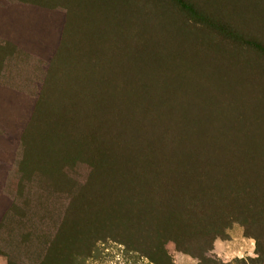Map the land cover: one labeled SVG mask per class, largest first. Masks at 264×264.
<instances>
[{
	"label": "rangeland",
	"instance_id": "1",
	"mask_svg": "<svg viewBox=\"0 0 264 264\" xmlns=\"http://www.w3.org/2000/svg\"><path fill=\"white\" fill-rule=\"evenodd\" d=\"M76 1L47 11V28L64 25L66 7L90 11L94 19L78 17L75 25L88 23L95 35L87 39L86 30L78 31L75 53L80 58L93 49L102 53L131 101L153 106L159 118L181 128L169 137L111 139L100 148L62 150L55 154V167L42 164L43 169L29 171L18 172L9 164L18 151L7 155L0 150V256L7 257V264H152L116 241L122 240L162 263L197 264L195 255L203 253L225 264H243L239 256L227 259L243 244L240 237L264 239L259 204L264 190V51L193 21L172 0H90L79 6ZM192 1L245 39L264 43V0ZM132 5L160 8L161 14L168 10L174 23L162 24L157 17L151 31L133 32L126 39L116 37V30H101L131 22L122 16ZM140 26L137 22L136 29ZM155 29L162 42L152 50L145 46ZM117 41H126L118 45L121 51L109 47ZM118 52L125 65L115 68ZM184 139L189 148L182 151ZM55 155L48 154L46 161ZM120 156L123 160L112 167ZM150 166L158 174L168 172L171 182L150 172ZM202 178L209 184L201 185ZM255 180L263 187L249 197ZM114 191L120 194L115 199Z\"/></svg>",
	"mask_w": 264,
	"mask_h": 264
},
{
	"label": "trees",
	"instance_id": "2",
	"mask_svg": "<svg viewBox=\"0 0 264 264\" xmlns=\"http://www.w3.org/2000/svg\"><path fill=\"white\" fill-rule=\"evenodd\" d=\"M67 1L69 0H54V3L53 0H0V150L7 151V155L8 151H18L17 158L9 160V164L13 162L18 172L43 169L42 164L55 167L59 160L55 154L62 150H86L90 146L100 148L111 139L169 137L181 128L180 124L172 122L167 117L159 118L153 106L143 101L138 103L131 101L130 94L119 85L114 71L108 69V65L103 62L102 53L99 54L93 49L85 51L81 58L75 53L78 31L86 30L87 39L90 37L92 39L95 35L94 32L89 33V29L95 28L88 23L90 28L85 24L75 25L78 17L94 19L95 16L90 11L80 8L79 12L76 6L66 7L64 25L47 28L45 24L49 14L47 11L62 7ZM86 1L90 0H77L75 4L84 5ZM172 1H175L183 13L193 21H199L229 39L249 43L264 51L263 42L255 38L245 39L229 24L218 20L217 17L209 16V13L192 0ZM129 12H124L122 18L131 22L123 23L115 29L111 25L101 26V30L105 34L114 33L116 30V37L126 39L127 34L129 36L133 32H143L145 29L151 31L157 17L162 24L169 25L163 22L166 20L174 23L173 14L168 10L161 14L160 8L132 5ZM137 22L141 26L136 29ZM98 24L93 23L96 27ZM150 35V41L145 47H151L153 50L162 41L156 29ZM125 42L117 41L116 46L110 44L109 47L121 51L118 45L122 46ZM133 43L134 46L139 44ZM114 63L115 68L125 65L119 52L118 59L114 58ZM149 92L147 89V94ZM188 131L189 129L185 127L184 133L188 134ZM188 140L182 141L180 150H186ZM134 147L138 148L136 145L131 146L133 150ZM48 154L55 157L46 161ZM13 155L10 154V157ZM123 157H114L112 167L118 165ZM161 164L165 169L167 161L164 159ZM153 167H149L150 172L171 182L168 172L161 175ZM259 176L262 174L259 173ZM202 181L201 185L209 184L205 178H202ZM254 185L252 190L250 189L249 197L250 193L253 197L255 189L260 191L263 187L259 182L256 183V180ZM144 189L140 193H145ZM174 193H170L171 196L178 195L176 193L173 195ZM119 195V192L114 191L112 197L115 199ZM259 197V204L263 207L260 212L262 213L264 190L259 193ZM229 217H233L231 213L226 217L225 227L229 224V221L227 223ZM138 220L139 223L142 222V219ZM240 221L246 225L242 218H239ZM172 238L178 245L176 237ZM255 238L256 252L259 256L246 260L264 264V239L259 236ZM116 241L147 257L152 264H172L170 261L160 262L139 246L132 247L122 240ZM180 248L185 250L184 247ZM185 252L193 254L189 250ZM163 255L165 256V252ZM195 256L198 257L197 264H225L203 253ZM246 260L239 261L246 264Z\"/></svg>",
	"mask_w": 264,
	"mask_h": 264
},
{
	"label": "clouds",
	"instance_id": "3",
	"mask_svg": "<svg viewBox=\"0 0 264 264\" xmlns=\"http://www.w3.org/2000/svg\"><path fill=\"white\" fill-rule=\"evenodd\" d=\"M243 229L240 225H236V232L242 233ZM241 240H243V244L235 251H230L227 259L231 260L233 256H239L242 259L246 260V257L251 256L253 259L257 258L259 256V253L255 251L256 247V241L252 237H248L247 239L240 237ZM117 260H120V257L117 256ZM0 264H7V257L0 256ZM110 264H114V262H110ZM121 264H123V261L121 260ZM193 264H195V261H193ZM246 264H250L246 260Z\"/></svg>",
	"mask_w": 264,
	"mask_h": 264
}]
</instances>
